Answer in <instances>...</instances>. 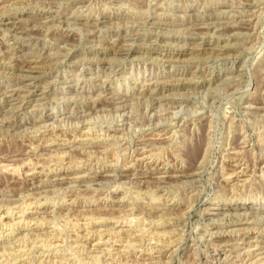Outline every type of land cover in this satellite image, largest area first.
<instances>
[{
	"label": "rangeland",
	"instance_id": "374dc122",
	"mask_svg": "<svg viewBox=\"0 0 264 264\" xmlns=\"http://www.w3.org/2000/svg\"><path fill=\"white\" fill-rule=\"evenodd\" d=\"M263 259L264 0H0V264Z\"/></svg>",
	"mask_w": 264,
	"mask_h": 264
},
{
	"label": "bare ground",
	"instance_id": "6f19581e",
	"mask_svg": "<svg viewBox=\"0 0 264 264\" xmlns=\"http://www.w3.org/2000/svg\"><path fill=\"white\" fill-rule=\"evenodd\" d=\"M238 7V6H237ZM17 18V17H16ZM19 20V19H18ZM88 22V21H87ZM17 23H18V21H15V22H13V24L14 25H16L17 27H18V25H17ZM200 26V25H199ZM204 26V25H203ZM208 26V25H207ZM13 27V26H12ZM11 28V27H10ZM211 29V28H210ZM14 30V29H13ZM117 30V29H116ZM203 41V40H202ZM130 46V45H129ZM201 46V45H200ZM169 62V61H168ZM218 76V75H217ZM22 77H23V75H22ZM27 77V79L30 77H28V75L27 76H25V78ZM31 77L33 78V77H35V76H33V75H31ZM34 79V78H33ZM213 79V78H212ZM214 79H216V76H214ZM219 79V78H218ZM217 79V80H218ZM144 81V80H143ZM157 81V80H156ZM216 81V80H215ZM30 82V81H29ZM146 83V82H145ZM144 84V83H143ZM22 85V84H21ZM157 85H159L158 83H156L155 81H148V83H146V84H144V85H142V84H140V88L141 89H143V90H148V91H150L151 93L152 92H154L155 91V87L157 86ZM32 87H33V85H32ZM149 87H154V88H149ZM19 88H22V87H19ZM147 88V89H146ZM24 89V88H23ZM27 89V88H26ZM25 89V90H26ZM35 89V88H34ZM3 90V89H2ZM28 91V90H27ZM140 91V90H139ZM142 93H144V92H142ZM156 93V92H155ZM14 95V94H13ZM17 95V94H16ZM44 95V94H43ZM7 96H11V94L10 95H7ZM6 96V97H7ZM43 97V96H42ZM121 97V96H120ZM36 98V97H35ZM4 99H6V98H4ZM37 99V98H36ZM23 100H24V98H23ZM179 100V99H178ZM11 102V101H10ZM175 102V101H174ZM2 104V103H1ZM3 105V104H2ZM7 105V104H6ZM4 107V106H3ZM9 107V106H8ZM20 107V106H19ZM256 109H258V108H256ZM9 111V110H8ZM8 113V112H7ZM43 118V117H42ZM48 118V117H47ZM40 121V120H39ZM129 128V127H128ZM92 130V129H91ZM103 131V130H102ZM111 131V130H110ZM109 132V131H108ZM165 134V133H164ZM120 135V134H119ZM167 135V134H166ZM169 135V134H168ZM167 137V136H166ZM165 139V138H164ZM194 140V139H193ZM198 139H196V143L198 142L197 141ZM195 141V140H194ZM194 143V142H193ZM199 143V142H198ZM197 143V144H198ZM190 144V143H189ZM192 144V143H191ZM115 145V144H114ZM195 145V146H194ZM192 144V146L190 147V149H191V153H190V155H189V157H191V159H192V157H196L197 155V151L199 150H197V148H199V147H197V145L196 144ZM199 145V144H198ZM241 149V148H240ZM187 151V150H186ZM200 151V150H199ZM133 154V153H132ZM201 155H204V153L203 154H201ZM136 156V155H135ZM188 156V155H187ZM199 156V155H198ZM198 156H197V158H198ZM196 158V159H197ZM194 159V158H193ZM195 160V159H194ZM190 161V160H189ZM249 163V162H248ZM191 164V163H190ZM190 164L188 165V166H190ZM202 164V162H200V161H198V160H196V161H194V163L191 165V168L190 169H188L187 171H185V169H184V173L183 174H179L178 176H180V177H192V176H196V175H199L200 173H201V165ZM238 168V167H237ZM234 171H235V169H234ZM235 173H237V172H235ZM238 175H240V174H238ZM226 179V178H225ZM258 185V184H257ZM47 201V200H46ZM30 206V205H29ZM24 208V207H23ZM25 209V208H24ZM228 209V208H227ZM226 208H220V210H218V211H214V213L215 214H219V213H222V212H225L226 210H227ZM230 209H232V210H235L234 209V207L233 208H230ZM248 209H250V206H248V204L247 205H243V206H239V207H237V210H241V211H243V212H246V211H249ZM242 212V214H243V217L242 218H237V217H235L236 218V221H237V224H239V225H245V224H247L248 223V218L246 217V213H243ZM16 213V212H15ZM214 213H211V214H214ZM235 213H236V211H235ZM249 213V212H248ZM256 213V212H255ZM226 214H227V211H226ZM234 213H232V215H233ZM239 214V215H238ZM240 212L239 213H237L236 215H238V216H240ZM230 215V214H229ZM249 215V214H248ZM226 215H224V217H225ZM224 217H223V219H224ZM229 217H231V216H229ZM241 217V216H240ZM228 218V217H227ZM233 219V218H232ZM232 219H229V220H232ZM257 219V218H256ZM231 223V222H230ZM255 223V222H254ZM4 226V225H3ZM103 228V227H102ZM217 230V229H216ZM159 237V236H158ZM243 240V239H242ZM218 241H220V240H218ZM56 242V241H55ZM228 243V242H227ZM105 245V244H104ZM165 245V244H164ZM169 246V245H168ZM217 249V248H216ZM264 260V259H263ZM149 264V263H148Z\"/></svg>",
	"mask_w": 264,
	"mask_h": 264
}]
</instances>
